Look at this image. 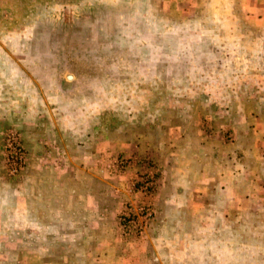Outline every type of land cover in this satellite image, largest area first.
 Returning a JSON list of instances; mask_svg holds the SVG:
<instances>
[{"label": "rangeland", "instance_id": "rangeland-1", "mask_svg": "<svg viewBox=\"0 0 264 264\" xmlns=\"http://www.w3.org/2000/svg\"><path fill=\"white\" fill-rule=\"evenodd\" d=\"M141 262L264 264V0H0V264Z\"/></svg>", "mask_w": 264, "mask_h": 264}, {"label": "built area", "instance_id": "built-area-1", "mask_svg": "<svg viewBox=\"0 0 264 264\" xmlns=\"http://www.w3.org/2000/svg\"><path fill=\"white\" fill-rule=\"evenodd\" d=\"M140 211L142 212V215L145 216V219H150V218L154 217L156 215V213H157L155 207H152V205H149V204H147V207L146 206H141L140 207ZM136 215H138L136 210L128 209V210H126L125 217L122 218V220L124 222L131 220L133 222L135 217H136ZM134 227H135L136 232H138V230L136 229L137 226L134 225ZM142 231H143V228H141V231L138 232V235H143L144 232H142Z\"/></svg>", "mask_w": 264, "mask_h": 264}, {"label": "crops", "instance_id": "crops-1", "mask_svg": "<svg viewBox=\"0 0 264 264\" xmlns=\"http://www.w3.org/2000/svg\"><path fill=\"white\" fill-rule=\"evenodd\" d=\"M135 128V127H134ZM135 129H133V131H134ZM98 206H100V204L98 203ZM140 264H142V262L140 263ZM143 264H144V262H143Z\"/></svg>", "mask_w": 264, "mask_h": 264}]
</instances>
